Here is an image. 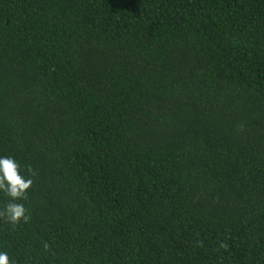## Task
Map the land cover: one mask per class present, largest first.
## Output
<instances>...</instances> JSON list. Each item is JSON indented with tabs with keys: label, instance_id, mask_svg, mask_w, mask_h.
Returning <instances> with one entry per match:
<instances>
[{
	"label": "trees",
	"instance_id": "trees-1",
	"mask_svg": "<svg viewBox=\"0 0 264 264\" xmlns=\"http://www.w3.org/2000/svg\"><path fill=\"white\" fill-rule=\"evenodd\" d=\"M0 155L10 264H264V0H0Z\"/></svg>",
	"mask_w": 264,
	"mask_h": 264
},
{
	"label": "clouds",
	"instance_id": "clouds-1",
	"mask_svg": "<svg viewBox=\"0 0 264 264\" xmlns=\"http://www.w3.org/2000/svg\"><path fill=\"white\" fill-rule=\"evenodd\" d=\"M19 167L12 156L0 155V190L12 198L4 205L0 215L13 224L20 219L27 220L23 204L15 200L23 198L33 182L30 176L20 174ZM0 264H10L9 254L6 251H0Z\"/></svg>",
	"mask_w": 264,
	"mask_h": 264
}]
</instances>
